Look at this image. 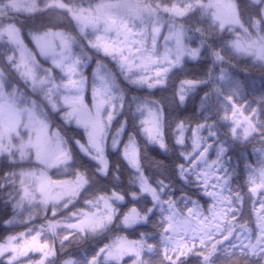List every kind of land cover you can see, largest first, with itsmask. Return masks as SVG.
<instances>
[{"label": "snow or ice", "instance_id": "1", "mask_svg": "<svg viewBox=\"0 0 264 264\" xmlns=\"http://www.w3.org/2000/svg\"><path fill=\"white\" fill-rule=\"evenodd\" d=\"M21 5L49 22L0 25V264H81L73 244L102 236L85 264H264V120L224 71L235 53L264 77V0H244L243 16L241 0ZM205 58V75L179 79L173 96L179 109L204 86L216 121H168L132 92ZM138 137L164 154L154 172ZM227 140L252 149L242 185ZM152 217L154 231L137 227Z\"/></svg>", "mask_w": 264, "mask_h": 264}, {"label": "trees", "instance_id": "2", "mask_svg": "<svg viewBox=\"0 0 264 264\" xmlns=\"http://www.w3.org/2000/svg\"><path fill=\"white\" fill-rule=\"evenodd\" d=\"M66 2H71V0H66ZM246 11L247 10L244 8V0H241L242 16L246 15ZM22 13L23 9L21 0H0V25H3L5 22L15 21L23 28L28 29L43 26L49 22L48 18L44 15H38L32 19H27ZM197 20L198 16L192 14L185 18L184 23L190 25ZM61 26L67 27V25ZM28 43L31 44L30 41H28ZM233 55L235 56L234 64L225 66L224 71H228L235 82H239L243 85V93L239 95L238 102L245 104L250 108H256L258 118L264 120V100H261V96H264V77H261L259 73L251 67L250 62L244 60L242 55L235 53ZM210 63L211 61L207 58L200 62H192L186 59L181 67L173 69L172 72L169 73L168 84L166 87L154 89L151 93H148L147 90L143 89H135L132 90V92L136 95H147L150 98L157 99L163 106L165 117L168 121L186 120L193 126L205 121L211 123L216 121L217 117L212 109L201 107V98L207 90L204 86H200L191 91L188 94L186 103L179 109L175 107V97L173 96L174 88L179 79L203 77ZM86 72L90 76L91 67L86 68ZM132 128L133 122L129 120V130H132ZM217 128L219 130L220 139L223 140V132L227 129V124L217 121ZM138 143L141 145L142 152L144 153L143 163L146 173L154 172L155 168L152 164V158L154 153H160V150L155 146L146 145L142 137H138ZM226 147L228 148V157L231 158L230 167L237 168L239 173V175L234 177V182H239L242 185L245 176V160L249 163L254 162L252 160V149L247 144L233 143L231 140L226 141ZM163 155V153H160V156ZM159 158V156L156 157L157 160ZM112 163L113 167H115L117 163L123 165L122 160L115 155L112 157ZM0 167H3L2 163H0ZM123 167L126 168V165H123ZM120 174L124 183L127 184V174L124 172H121ZM0 199H2V197H0ZM137 203L143 206V202ZM155 220L156 217H152L147 225H139L137 227L141 230L154 231L152 223ZM106 239V236L87 237L78 243H74L72 247L77 250L81 264H85L87 256L93 253L97 247L106 241Z\"/></svg>", "mask_w": 264, "mask_h": 264}]
</instances>
